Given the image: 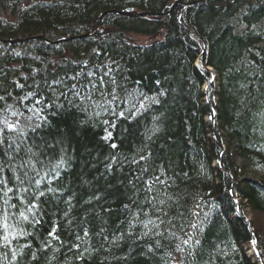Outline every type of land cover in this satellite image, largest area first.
<instances>
[{
    "label": "trees",
    "instance_id": "obj_1",
    "mask_svg": "<svg viewBox=\"0 0 264 264\" xmlns=\"http://www.w3.org/2000/svg\"><path fill=\"white\" fill-rule=\"evenodd\" d=\"M126 6L0 0V39L78 35V17ZM121 18L56 44L0 42V180L36 205L23 234L45 264H258L243 248L253 241L264 264V173L245 176L264 165V45L250 30L264 0H199L179 17L173 7L162 38L156 20Z\"/></svg>",
    "mask_w": 264,
    "mask_h": 264
},
{
    "label": "bare ground",
    "instance_id": "obj_2",
    "mask_svg": "<svg viewBox=\"0 0 264 264\" xmlns=\"http://www.w3.org/2000/svg\"><path fill=\"white\" fill-rule=\"evenodd\" d=\"M27 5H32L34 2H44L46 0H25ZM54 0H47L48 5H52ZM141 3V9H138L137 4L134 0H125L127 6L123 9H117V8H109L102 12H96L91 14L90 16L85 17H78V20L83 22L85 26L79 30L78 35L74 36H62L55 39H50L45 37L44 35H36L31 37L30 35H24L20 40H31L34 38H40L43 41L49 43V44H56L59 42H65L69 41L71 39H79L91 36V34H94L97 30L102 31L105 27L111 26H117L113 25V22H118L120 25L123 24L122 18L123 16L126 17H134L138 20L145 19V20H156L157 22L164 24L168 26L166 16L170 14L173 7L175 9V13L177 14V17H179L183 10L191 3H196L199 0H193L191 2H185L184 0H166L164 6L162 8H158L157 10H154V0H136ZM148 4L151 7V10L148 8ZM245 11L247 9L244 8ZM240 11H238L234 16L233 22L231 21V29L234 34H240L242 31L238 30V26H241L243 23L239 21V18H241ZM242 19V18H241ZM72 27V26H71ZM243 30V27H240ZM166 29L159 34V37L162 38L165 35ZM250 30L258 31V37L260 38V41L257 42L256 45L263 44L264 45V24H252L250 27ZM123 36H129V34L132 32L130 29H125V31H120ZM253 35V34H251ZM255 35V34H254ZM138 36V34L134 35ZM150 36V35H149ZM155 36V39L158 37ZM146 37L148 36H139L138 37V43H147ZM108 40V38H106ZM105 39V40H106ZM195 40H198L197 38ZM152 41V40H151ZM22 42V41H20ZM203 48V45L201 46ZM197 60V59H196ZM74 62H82V65H86L85 62H90V64H93L95 62H99L97 59L89 60L84 57L78 56V59ZM90 64L88 66H82V68L85 69V72L89 74L91 77H96L98 72H102L105 66L103 63H99V65L95 66L94 68L98 70L97 73H94L91 68ZM208 72V71H207ZM209 75V74H208ZM201 90H205L204 85L202 86ZM23 97V96H22ZM21 97V98H22ZM212 117L215 116L214 113L211 114ZM205 127L211 128L209 123ZM16 147V146H15ZM17 148V147H16ZM16 151V150H14ZM18 155H21V152L18 148ZM49 165L52 164V160H47ZM32 165V161H29ZM262 175V174H261ZM1 181V180H0ZM40 183V175L38 174L35 180H32V184L36 187H42V184L38 185ZM54 184L49 181L48 187L52 190ZM11 189V191H9ZM29 199L25 197L23 194H18L15 190L14 186L11 184L6 185L5 182L2 180L0 182V217L7 216V225H9V228L7 231L4 227L0 226V264H24L25 262L27 264L28 261L33 262V264H41L40 261L42 260V263L45 264L46 261L40 257L35 250L36 245L33 244V241L30 237V233L26 236L23 233V228H28L27 221L20 217V213L24 212L26 216L31 214V211H28L29 209ZM3 221L0 220V225H2ZM12 233L9 235L8 242L5 243L2 239L4 235ZM31 242V243H30ZM249 244L253 245V242H249ZM33 245V246H32ZM243 248L245 250V254L248 257H251V255L248 254L249 248L246 244H243ZM254 248V245H253ZM252 248V250H253ZM255 251V250H254ZM30 254L31 257H26V255ZM60 260V259H59ZM66 259H61L58 263L59 264H71L69 261H65ZM259 262L262 263L261 258L259 259ZM77 264V263H75ZM79 264V263H78Z\"/></svg>",
    "mask_w": 264,
    "mask_h": 264
},
{
    "label": "rangeland",
    "instance_id": "obj_3",
    "mask_svg": "<svg viewBox=\"0 0 264 264\" xmlns=\"http://www.w3.org/2000/svg\"><path fill=\"white\" fill-rule=\"evenodd\" d=\"M163 24H161V26H160V28H159V30H158V32H162L163 31ZM238 30H242V28H238ZM157 32V35H159V33ZM157 35H156V37H157ZM140 35H138V36H135V38H136V40L135 41H139L138 40V37H139ZM147 39V41H151V40H155V36H148V37H146ZM209 69V68H208ZM213 71H208V81H207V83H205L204 84V87H206L207 86V84H209V82L210 81H212V79L214 78V74L212 73ZM264 173V165H251L248 169H247V173H246V177H248V178H256V177H259L261 174H263ZM243 211V216H244V219L247 221V220H251V219H253V217H252V214H251V212L247 209V208H244V206H243V209H242ZM257 226L260 228L259 229V232L261 233V234H263V237H264V220L263 219H261V218H258L257 217ZM248 246V248H249V251H248V254L249 255H251V258L253 259V260H257L258 261V264H261L260 262H259V257H257V255H256V253H255V251H254V248H253V245L252 244H248L247 245ZM252 248H253V250H252Z\"/></svg>",
    "mask_w": 264,
    "mask_h": 264
},
{
    "label": "snow or ice",
    "instance_id": "obj_4",
    "mask_svg": "<svg viewBox=\"0 0 264 264\" xmlns=\"http://www.w3.org/2000/svg\"><path fill=\"white\" fill-rule=\"evenodd\" d=\"M0 99H2V97H0ZM6 127H7L8 129H13V128H14V125L11 124V123H7V122H6ZM109 135H110V134H109ZM105 138L107 139V137H105ZM113 147H115V145H113ZM141 159H143V157H141ZM0 182H2V181H0ZM9 191H11V189H9ZM41 195H43V194H41ZM35 206H36V205H34V204L31 205V207L28 209V211H31V208H32V207H35ZM20 217H21L22 219H24V220H27V219H28V216H26L24 212H21V213H20ZM0 220L3 221L2 225H0V226L4 227L5 230L7 231V229L9 228V225H7V223H6V221H7V216L0 217ZM37 223H38V221H37ZM11 234H12V233H8V234H6V235L3 236L2 239L4 240L5 243L8 242L9 235H11ZM20 234H23V233H20ZM48 235H49V236H52L53 238H56V237H55V229H53V231L49 232ZM85 235H87V233H85ZM184 243L186 244V243H188V241L185 240ZM253 243H255V241H253ZM75 247H79V245H75Z\"/></svg>",
    "mask_w": 264,
    "mask_h": 264
},
{
    "label": "water",
    "instance_id": "obj_5",
    "mask_svg": "<svg viewBox=\"0 0 264 264\" xmlns=\"http://www.w3.org/2000/svg\"><path fill=\"white\" fill-rule=\"evenodd\" d=\"M20 41H26V40L25 39H23V40H20V39H8V40L0 39V42H7L9 44H11L13 42H20Z\"/></svg>",
    "mask_w": 264,
    "mask_h": 264
}]
</instances>
